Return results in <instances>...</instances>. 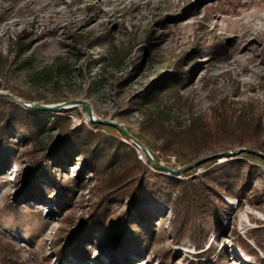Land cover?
Returning <instances> with one entry per match:
<instances>
[{
	"label": "rangeland",
	"instance_id": "obj_1",
	"mask_svg": "<svg viewBox=\"0 0 264 264\" xmlns=\"http://www.w3.org/2000/svg\"><path fill=\"white\" fill-rule=\"evenodd\" d=\"M97 36L115 42L121 61H103V56H110L108 45H90ZM15 40L29 47L32 60L28 68L18 66L25 54L15 59L11 52ZM178 70H190L187 84L177 94L163 90L158 94L159 101L151 100V89L161 86L165 77ZM0 93L8 94L0 95L4 101L23 110L68 115L72 125L84 124L135 150L132 139L105 121L114 122L172 169L217 154L216 161L211 159L178 174L142 161L152 173L154 191L163 194L169 190L170 178L196 177L213 163L234 158L247 162L251 171L242 168L241 179L246 195L237 198L220 192L232 205L222 211L223 226L228 229L219 234L212 230L200 248L188 238L176 242L170 236L176 194L172 192L171 199L149 196L142 208L145 223L138 229L145 236L153 234L152 245L139 251V244L132 239L130 264H162L158 252L168 248L177 253L168 264H261L256 256L244 254L235 240L242 236L264 259V152L255 149L254 141L246 140L241 147L216 144L196 157L181 156L165 142L173 139V134L184 136L181 131L196 116L212 120L224 98L234 101L237 108L262 110L264 0H0ZM73 100L86 101L92 114L82 104L66 113L29 105ZM0 109L6 111L8 106L0 104ZM48 127L44 133L47 139L55 134ZM9 135L22 154L28 145L21 144V137L14 132ZM18 159L26 165L24 156ZM76 160L79 163H70L69 167L55 165L56 176L65 181L74 178L83 158ZM38 176L42 182H49ZM35 179L33 175L23 176L18 166L0 167V264L3 255L7 264H62L54 253L57 231L65 226L66 214L78 218L83 207L92 202L88 189L96 182L92 175L86 176V188L77 191L73 206L63 215L51 200L55 188L46 191L47 198L25 192L26 184ZM117 206L115 214L129 211L127 200ZM108 230L97 233L95 243L88 242L93 250L85 264H101L97 258L113 264L110 256L120 254L114 245L115 236ZM212 244L217 247L215 254L208 252ZM224 251L227 257L223 262L217 256ZM64 259L77 264L71 253Z\"/></svg>",
	"mask_w": 264,
	"mask_h": 264
},
{
	"label": "trees",
	"instance_id": "obj_2",
	"mask_svg": "<svg viewBox=\"0 0 264 264\" xmlns=\"http://www.w3.org/2000/svg\"><path fill=\"white\" fill-rule=\"evenodd\" d=\"M95 44L108 45L110 56L108 58L103 56V61L107 64H110L111 60L116 63L121 61L120 54H117L118 48L111 38L97 36L90 45ZM12 46L11 52L15 59L25 54L18 64L19 69L28 68L32 60V55L29 56V47L19 40L13 41ZM178 65L181 66V60ZM176 72L165 77L161 86L151 89V100L159 101L158 94L163 90L171 93L174 91L177 94L179 89L187 84V74L190 70ZM0 99V104L8 106L6 111L0 109V167L15 165L20 168L23 176L36 177L34 183L32 181L26 184L25 192L30 190L29 193L47 198L46 191L55 188L56 193L51 200L56 211L63 215L73 206L77 191L86 188V176L92 175L96 180L88 188L92 202L83 207L84 211L78 218L73 214H66L65 226L57 231L54 253L62 264H70L64 259L67 253L73 254L77 264L87 263L93 250L90 243H95L98 238L96 234L107 228L108 234L115 236L114 245L120 251L118 256H110L111 263H132L129 254L132 239L139 244V251L146 250L152 245L153 234L145 236L138 229L145 223V219H142V208L147 198L151 195H165L164 197L171 199L172 192L176 196L172 202L173 217L169 220L170 236L176 242L188 238L195 247L200 248L212 230H217L219 234L229 227L223 226L222 211L224 207L232 205L223 200L220 192L237 198L246 195V188L241 180L244 178L242 168H247L250 173L251 165L239 158L220 164L213 163L210 169L196 177L170 178L169 190L163 194L154 191V186L150 183L152 173L149 167L138 159L135 150L124 142L94 132L84 124L72 125L68 115L35 114L23 110L15 103ZM234 104L235 102L228 98L220 100L212 120L202 116L192 118L181 131L184 136L173 134V139H166V146L181 156L196 157L216 144L241 147L245 146L246 140H250L255 142V149L264 152V107L262 110H255L237 108ZM72 109L74 108L58 111L66 113ZM48 125L50 130L55 131L49 139L44 137ZM11 132L21 137V144L28 145L22 154L14 145L9 135ZM186 143L189 144L190 150H187ZM19 155L26 158L25 166L19 161ZM80 156L83 160L80 161L74 178L65 181L56 176L55 165L62 164L66 167H69L70 163L76 165L79 163L76 159ZM214 160L216 161V158L211 161ZM189 170L186 169L184 172ZM38 175L44 176L49 182H42ZM245 181L247 182L246 178ZM125 200L128 202L129 211L115 214L117 205ZM111 219L112 223L109 224ZM129 231L133 232V236ZM235 241L244 254L249 257L256 256V259L264 264V259L245 238L238 236ZM216 249L217 247L212 244L208 252L215 254ZM158 253L162 264H168L177 258L176 251L171 248L162 249ZM226 257L224 251L217 259L224 262ZM1 260V264H7L5 255ZM96 262L105 264L99 258Z\"/></svg>",
	"mask_w": 264,
	"mask_h": 264
},
{
	"label": "water",
	"instance_id": "obj_3",
	"mask_svg": "<svg viewBox=\"0 0 264 264\" xmlns=\"http://www.w3.org/2000/svg\"><path fill=\"white\" fill-rule=\"evenodd\" d=\"M4 95V96H7L8 94L6 93H0V95ZM77 104H82L87 112L91 115L92 114V111H91V106L84 100H73V101H70V102H66V103H59V104H55V105H49V104H40V103H30V106L34 107V108H37V109H43V110H46V109H51V110H56V109H67V108H70V107H73ZM95 119L93 117H91V121H94ZM98 121H101V120H98ZM106 123H108L109 125H112V126H117L119 127V129L122 131V133L127 137V138H130L132 139L134 142L138 143L141 145V147L143 148L144 151L147 152V147L142 144L136 137L132 136L124 127L114 123V122H111V121H105ZM242 149H245V148H242ZM250 151H253L255 152V150H252V149H249ZM226 153H229L228 151ZM262 155H264V153H261ZM216 153L215 154H212V155H208V156H205L201 159H198L194 162H192L191 164H189L188 166L186 167H182V168H178V169H172V168H169L168 166L162 164L161 162L157 161L155 158H152L150 157V155H148L153 163L154 166H156L158 169H161V170H166V171H170L172 173H175V174H178L182 171H185L186 169H192V168H195L197 166H199L201 163L203 162H206V161H210L211 159H213L214 157H216Z\"/></svg>",
	"mask_w": 264,
	"mask_h": 264
},
{
	"label": "built area",
	"instance_id": "obj_4",
	"mask_svg": "<svg viewBox=\"0 0 264 264\" xmlns=\"http://www.w3.org/2000/svg\"><path fill=\"white\" fill-rule=\"evenodd\" d=\"M134 147H135V150L137 152L138 159H140L141 161H143L147 164L154 166L150 157L155 158V156L151 153V151L149 150L148 147H147V152L144 151L143 148L141 147V145L136 143V142H134ZM148 155H150V157ZM172 159L175 161V156H172ZM154 167H156V166H154Z\"/></svg>",
	"mask_w": 264,
	"mask_h": 264
}]
</instances>
